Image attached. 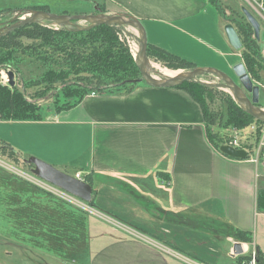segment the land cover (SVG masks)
<instances>
[{
	"label": "crops",
	"instance_id": "1",
	"mask_svg": "<svg viewBox=\"0 0 264 264\" xmlns=\"http://www.w3.org/2000/svg\"><path fill=\"white\" fill-rule=\"evenodd\" d=\"M20 1L0 0V20L32 8L49 12L46 2L22 9ZM88 5L77 14H94L98 7L130 15L143 24L147 43L194 66L216 50L201 44L204 39L215 42L221 54L239 58L221 16L209 34L205 14L208 5L214 7L209 0H89ZM42 112L37 121L0 123L27 126L28 156L70 176L81 174L92 187V207L87 212L22 182H7L12 184L8 215L30 220L27 233L36 220L46 231L71 226L78 246H87L73 264H240L239 256L252 248L264 254V211L257 210L264 163L223 156L209 140L200 105L185 91L140 82L130 92L89 93L70 107ZM258 229L260 245L254 243ZM237 231L251 236L253 244L237 241ZM236 242L244 254L232 256Z\"/></svg>",
	"mask_w": 264,
	"mask_h": 264
},
{
	"label": "trees",
	"instance_id": "2",
	"mask_svg": "<svg viewBox=\"0 0 264 264\" xmlns=\"http://www.w3.org/2000/svg\"><path fill=\"white\" fill-rule=\"evenodd\" d=\"M209 1L216 8L218 15L225 18L226 24L230 23L236 29L243 45L241 58L247 73L252 79L253 74L259 79L261 76L259 72L264 73V60L260 56V46L253 38L251 27L247 22L233 19L228 21L222 15L218 0ZM32 9L46 11L45 8L40 7ZM147 56L170 70L195 68L186 60L149 43H147ZM24 59L44 69L41 82L48 89L53 83L58 82L65 85L67 89L70 88L71 92L67 93V96L77 97L73 104L92 91L112 92L119 89L130 92L140 83L137 82L140 73L124 35L120 29L111 26L101 25L85 31H76L64 28L54 30L34 23L15 29L0 38V70L19 71ZM69 78H72L71 85L66 84ZM175 88L185 91L200 105L206 120L209 140L213 142L209 125H214V115L207 109L206 101H210L214 92L218 90L196 82H186ZM219 93L225 97L226 101V126L242 129L253 124L258 127L263 125L238 107L228 94ZM260 107L264 106L260 105ZM39 113V108L26 100L21 92L15 88L0 85V119L2 121H37L41 119ZM260 136V128H258L255 133L256 145ZM220 145L216 144L215 147L218 148ZM0 153L15 163L19 162L18 154L8 144L1 143ZM39 192L50 195L41 189ZM257 210L264 211V191L257 193ZM234 238L243 243H252L251 236L242 232L237 231ZM240 257V261L251 259V255ZM255 260L257 264H264V254L257 251Z\"/></svg>",
	"mask_w": 264,
	"mask_h": 264
},
{
	"label": "rangeland",
	"instance_id": "3",
	"mask_svg": "<svg viewBox=\"0 0 264 264\" xmlns=\"http://www.w3.org/2000/svg\"><path fill=\"white\" fill-rule=\"evenodd\" d=\"M251 2V6L248 4L247 0H218L219 7L222 10V15L226 17L228 21L233 20H239L242 22H246L241 12L242 8H245L248 10L255 18L259 21L260 24V40L258 42L260 52L263 53L264 51V22L258 17V15L255 12V4L252 0H249ZM41 2H46L49 4V13L61 15L63 14V9L59 8L61 7L59 4H64L63 7H67V10L65 12L69 13V15H76L77 13L85 11V7H88L89 0H21L20 4L17 5L18 7L27 8V7H33L35 5H38ZM210 9L207 10V18L209 19L210 26H209V34H211L212 26L215 23V20H218L219 15L216 14L214 7L211 5H208ZM94 11V10H93ZM27 10H23L20 12H9L4 19L0 20V30L9 27L10 25L16 23L21 16H25V13ZM216 16L214 17L213 13ZM21 13V14H20ZM73 13V14H70ZM204 17V14L202 15ZM223 20V24H226L225 18H221ZM217 22V21H216ZM42 26L52 28L54 30H58L60 28H64L66 30H75V26L70 27H61L58 25H52L49 22H41ZM78 27H85V23H77ZM129 32L137 35L136 31H132V29H128ZM122 32V31H121ZM123 34V32H122ZM124 35V34H123ZM125 37V35H124ZM127 45L130 49V52L133 54V57H135L132 47L134 44H137L133 39L126 38ZM203 42L201 44H205L206 46L215 47L216 50L214 53H211L213 55L206 56V58H200L197 59V63L199 66H195L198 68L202 67H211L216 68L218 70H221L222 72L229 75L236 83L238 82L237 77L235 76L233 70L231 68H227L225 66V61L231 60L233 61H240L243 63L241 54L242 50L239 52H236L233 50L234 53L239 55V58L237 56H231L227 57L224 54L220 53V49L215 46V42H211V40H202ZM138 46V44H137ZM195 48V47H192ZM185 51L189 52L191 49L187 46L184 48ZM260 53L261 58L264 60L263 54ZM191 57L196 58L192 54H188ZM199 58V57H197ZM151 64H158L153 59L149 57ZM188 61V60H187ZM161 67H163L161 64H159ZM204 65V66H201ZM214 65V66H210ZM244 65V63H243ZM245 66V65H244ZM192 70V69H188ZM174 71V70H173ZM186 70H176V72L181 73ZM7 72H12L14 74V85L11 87L8 82ZM44 72V69L37 64H32V62L24 59V61L20 65L19 71L15 69H7V70H0V85L6 86L10 88H15L19 92L22 93V95L26 98V100L32 102L39 108V115L42 117L43 110L52 111V110H60L63 108H66L73 104L77 97L75 96H67V93L71 92L70 88H66L65 85L58 83H53L51 85V88L48 89L45 84L41 82V77ZM151 74L154 77H159L160 73L157 72L155 69L152 68L151 65ZM250 76V74H248ZM260 78L257 79L256 75L253 74L254 78L251 80L253 81V84L259 87V102L257 104V107H260V105L264 106V73L262 71L259 72ZM72 78H69L66 82V84L71 85ZM257 79V80H256ZM199 82L215 85V84H221L222 82L215 77L211 75H204L196 79ZM42 83V84H41ZM200 84V83H199ZM65 87V88H64ZM209 87V86H208ZM214 89H217L216 87H211ZM217 92H214L213 98L210 99V101H206V106L209 112H211L214 115V125H209V132L211 134L213 143L220 145L223 142H226L229 139L230 132L232 127H228L225 124L226 120V101L225 97L222 96L219 92H224L225 94H228V96L231 97V99L235 102L236 105L238 103L234 100L232 95L228 91H222L220 89H217ZM107 91V90H106ZM105 92V91H103ZM89 93H97L95 92H89ZM88 93V94H89ZM250 97L249 95H247ZM239 107V105H238ZM264 108V107H260ZM245 112V111H244ZM248 114V113H247ZM216 117V118H215ZM27 126L21 125L18 123H0V147L1 143L8 144L10 148H12L19 157V162L15 163L11 160H9L7 157H4L0 153V263H13V264H45L44 262H53L49 264H73L74 261H76L78 258H80L81 254H84L85 249L87 246H78L77 241L79 240L74 235V231L72 230L71 226L58 228V229H48L47 231L44 230V228L40 227L39 220L32 221L37 222L35 227H31L29 231L30 233H27L26 226L29 224L30 220L24 219L19 216V218H10L8 215V203H7V197H9L11 192V185L7 182H22V184H25V186H30L32 189L39 191L37 187H34L32 184H30L29 180L25 178L26 176H32L30 170L32 168L31 165L25 164L23 161L27 160L28 158H36L34 156H28V147L29 145L26 143L24 139L25 133H27ZM259 128V127H258ZM242 130L244 133L246 132V128L239 129ZM258 130V129H257ZM256 133V132H255ZM255 133L249 134L245 133L243 136V139H247V143L252 144L251 146L255 147ZM262 141V137H259L258 143ZM264 142V140H263ZM222 145V144H221ZM220 145V146H221ZM252 151V150H250ZM264 156V147L262 148V158L259 159L260 161H263ZM249 158V157H248ZM38 159V158H36ZM40 160V159H38ZM42 161V160H41ZM264 162V161H263ZM261 163V162H260ZM263 174V173H261ZM264 175V174H263ZM34 177V176H32ZM259 182H264V178L260 177ZM6 184H9L6 186ZM263 184V183H262ZM45 192V191H44ZM47 194H50L48 192H45ZM52 195V194H50ZM54 196V195H53ZM91 203V202H90ZM90 203H87L85 205L86 209L89 212V208L92 207ZM261 218L259 217L257 219V222L259 223ZM131 233H136L134 230H129ZM259 229L257 230V235L254 234V243L257 245H260L261 241V235H260ZM53 240H58V242L62 243V246H53L51 243ZM31 241H33V246H30ZM257 241V242H256ZM16 243V244H14ZM248 244V243H247ZM253 244V240L252 243ZM249 244V245H250ZM8 246V247H7ZM9 246H18L13 248H9ZM9 250H6V249ZM257 250L254 251V248H252L251 251L246 253V255H251V258L254 255V258L256 256ZM7 253L10 254V257H8ZM233 254V251L231 252ZM244 254V253H243ZM245 255V256H246ZM239 258H241L239 256ZM43 260V261H42ZM50 260V261H49ZM193 261V260H192ZM251 259L248 261L241 260L240 264H250ZM256 263V260H255ZM199 264V263H198ZM257 264V263H256Z\"/></svg>",
	"mask_w": 264,
	"mask_h": 264
},
{
	"label": "water",
	"instance_id": "4",
	"mask_svg": "<svg viewBox=\"0 0 264 264\" xmlns=\"http://www.w3.org/2000/svg\"><path fill=\"white\" fill-rule=\"evenodd\" d=\"M94 10L95 13L89 15H56L43 10H27L25 16H21L16 23L0 30V38L20 27L34 23L41 24V22H49L52 25H58L61 27L76 25V31H85L101 25L115 27L120 29L126 38H131L138 44V51L134 57L136 66L140 73V78L137 82H144L147 86L151 87H177L186 82H196L205 86L216 87L222 91H228L243 111L248 113L256 121L264 123V112L262 108L257 107L259 102V87L253 84V81L248 75L243 63L239 62L232 67V70L238 80L237 83L226 73L211 67H195L192 70L181 72L173 78H154L151 74V61L147 56L146 31L141 21L127 14L103 13L98 7H95ZM241 12L246 19V22L252 29L254 40L259 42V21L245 8H242ZM77 23H85L86 26L78 27ZM128 29L136 31L137 35L129 32ZM224 33L229 45L234 51L239 52L242 50L243 45L241 39L232 24L228 23L225 25ZM6 74L9 85L12 87L14 85V74L12 72H7ZM204 75H211L220 80L222 83L210 85L196 80ZM218 151L223 156L235 160H246L248 158V154L245 150L235 149L228 145L219 146ZM23 162L32 166L30 172L35 177L51 184L52 186L84 203L91 202L92 187L88 182L70 176L33 157L28 158ZM232 251V256L242 255L244 253L242 244L240 242L234 243Z\"/></svg>",
	"mask_w": 264,
	"mask_h": 264
},
{
	"label": "built area",
	"instance_id": "5",
	"mask_svg": "<svg viewBox=\"0 0 264 264\" xmlns=\"http://www.w3.org/2000/svg\"><path fill=\"white\" fill-rule=\"evenodd\" d=\"M252 1L254 2L255 6H256V8H255L256 14L264 22V0H252ZM262 54L264 56V51ZM259 128H260V134H261L260 137H262V141L260 143H258L257 145H255L254 151H250L249 147L243 144V140H244L243 136L245 135V133L253 134L257 131L258 125H254V124L247 127L245 130L246 131L245 133L242 130L232 128L231 132H230L229 139L222 145H228V146H231L235 149L245 150L248 154L250 162L257 164L259 162L260 157L262 156V148L264 147V142H263V140H264V123ZM263 161H264V156H263ZM32 176H34V175H32ZM32 176H26L25 175V178H27L29 180L30 184H32L33 186L58 197L59 199L65 201L66 203H69V204L75 206L76 208L88 211L85 207V205L87 203H84V202L80 201L79 199L65 193L64 191L52 186L51 184L46 183L45 181H43V180H41L35 176L34 177H32ZM75 178L81 180V174H79V173L76 174ZM250 264H256L254 255L251 258Z\"/></svg>",
	"mask_w": 264,
	"mask_h": 264
},
{
	"label": "bare ground",
	"instance_id": "6",
	"mask_svg": "<svg viewBox=\"0 0 264 264\" xmlns=\"http://www.w3.org/2000/svg\"><path fill=\"white\" fill-rule=\"evenodd\" d=\"M132 50H133V53L135 55L137 53V51H138L137 44L133 45ZM151 65H152L153 69H155L157 72L160 73L159 77H161V75H162L163 77L173 78V77L177 76V74H178V72L170 70V69L165 68V67H161L159 64H151ZM154 78H158V77H154ZM262 110L264 112V108H262Z\"/></svg>",
	"mask_w": 264,
	"mask_h": 264
}]
</instances>
